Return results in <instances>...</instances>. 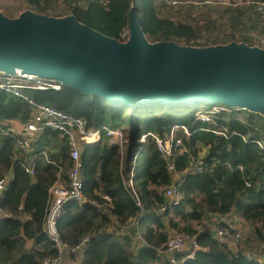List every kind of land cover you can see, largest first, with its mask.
Segmentation results:
<instances>
[{
    "label": "trees",
    "instance_id": "obj_1",
    "mask_svg": "<svg viewBox=\"0 0 264 264\" xmlns=\"http://www.w3.org/2000/svg\"><path fill=\"white\" fill-rule=\"evenodd\" d=\"M25 2L28 12L58 18L54 11L57 0ZM68 7L65 17H74L78 23L117 41L134 16L150 44L169 42L193 50L225 46L217 43L216 38L210 39L217 31L215 20L203 23L197 19L176 20L174 8L157 0H107L106 6L94 0L85 6ZM237 13L233 12L228 18L242 16L241 11ZM4 17L16 20L6 14ZM249 24L252 30L264 34V27L254 18ZM202 39L212 44L200 43ZM228 43L232 42L225 44ZM28 94L37 104L83 118L89 130L107 127L122 136L129 132L131 139L129 143L123 137L122 150L104 132L98 142L83 147L86 201L82 205L67 201L57 227L61 239L69 245H77L84 237H88L89 242L82 257L68 255L65 260L71 264H160L158 251L164 249L172 236L182 235L199 245L194 258L187 259L191 247L179 255L180 260L185 258L183 264H260L245 251L234 255L220 245L212 236L208 217L236 215L253 228L257 241L264 244V149L256 143H264V130H255L252 122L244 124L241 116L233 111H222L210 123L198 119L200 112L214 107L231 110L223 104L132 110L115 107L99 96L66 86L60 91L35 90ZM33 111L28 102L0 91V119L27 123ZM176 126L185 127L190 134L187 138L182 130L176 132L184 142V151L175 159L183 196L178 206L168 205L160 191L170 184L171 175L154 140L147 137L145 143L141 142L149 133L164 138ZM125 145H129L130 154H125ZM204 149L207 154L203 172H186L190 157ZM69 153L67 139L51 128L35 135L31 153L17 149L15 137L0 134V178L10 176L0 194V264H42L57 255L44 224L51 203V188L57 182L67 185L71 167ZM30 165L34 176L25 171ZM130 179H133L141 206L127 187ZM164 206L166 210L159 215L158 211ZM135 218L139 220L144 243L133 239L134 230L130 234H119L120 228L128 226Z\"/></svg>",
    "mask_w": 264,
    "mask_h": 264
},
{
    "label": "water",
    "instance_id": "obj_2",
    "mask_svg": "<svg viewBox=\"0 0 264 264\" xmlns=\"http://www.w3.org/2000/svg\"><path fill=\"white\" fill-rule=\"evenodd\" d=\"M127 43L78 23L0 14V73L55 80L128 109L223 104L264 114V50L244 43L193 50L150 44L132 17Z\"/></svg>",
    "mask_w": 264,
    "mask_h": 264
},
{
    "label": "built area",
    "instance_id": "obj_3",
    "mask_svg": "<svg viewBox=\"0 0 264 264\" xmlns=\"http://www.w3.org/2000/svg\"><path fill=\"white\" fill-rule=\"evenodd\" d=\"M90 1L94 0H57V7H65L66 4L74 6L79 4L85 6ZM102 5H107V0H98ZM160 4H165L171 8H179V6L184 3L179 0H157ZM216 6H229L227 0H216L212 3H208ZM251 10L254 16V19L260 27H264V0H259L251 3ZM69 6V5H68ZM234 7L239 6L233 5ZM57 11V10H56ZM56 17L63 18L64 14L61 12H55ZM131 31L130 27L124 28L120 34L118 42L127 43L130 39ZM254 38L255 48L264 50V34L254 31L251 34ZM242 44L244 42L238 43ZM246 44V43H244ZM247 45V44H246ZM249 46V45H248ZM64 85L55 80L42 78L35 75L21 74L16 72L12 73H0V91L6 92L16 98H19L23 101L28 102L34 109L33 114L29 122L24 123L22 129H16L13 127L4 126L0 122V134L10 135L16 138V147L17 149L24 151L25 153H31L33 151V141L35 135L43 131L46 128H51L57 130L61 133V136L67 139L70 146V161L71 167L67 174V185H63L60 182H57L50 190L51 203L48 208V212L45 219L44 231L50 240L54 243V248L57 251V255L52 258H47L43 261L42 264H63L65 258L68 255H75L82 257L85 253L89 239L84 237L80 243L77 245H69L64 242L59 234L57 221L62 213L63 206L67 201H76L80 205L85 203V197L83 194L84 190V180H83V163L81 160V151L85 145H90L98 142L101 139L102 133H106L107 136L114 139V141L121 146L123 150V136L118 131H111L107 127H103L98 130H89L87 127V122L83 118L75 117L69 114H66L62 111H59L51 106L44 104H37L28 94V91H46V90H55L60 91ZM227 110L220 107H214L210 111H202L198 115V119L204 123H210L213 121L214 117L220 114L222 111L237 112L240 114H248L252 111L239 109V108H230ZM241 120L244 124H248L244 120ZM255 130H258L253 125H251ZM182 130L187 138L190 137L189 132L183 126L173 127L171 132L166 137H160L149 133L144 135L141 139L142 143H145L147 137H151L154 140V143L157 147V151L161 155L162 159L166 162V169L171 175L170 184L160 188L161 193L166 199L168 205L178 206L183 200V196L179 189V183L181 181V174L176 171L175 159L179 152H183V139L177 136V131ZM219 135L225 136L223 132H219ZM244 141L247 138L243 137ZM258 145L264 149V143L256 141ZM207 151L197 153L192 155L189 160L188 168L186 172L188 173H202L204 170V159L206 157ZM45 155V154H44ZM46 157V156H45ZM139 157V153L135 154L133 165L135 168L136 161ZM34 161L33 159L30 160ZM134 168L131 177L134 176ZM242 170V167H239ZM25 171L30 176H34V168L32 165L25 167ZM10 179V176L5 175L0 178V194L5 190L6 185ZM247 186H250L247 184ZM127 187L131 189L134 197L136 198L137 205L141 206L140 201L138 200V195L134 189L133 179H130ZM105 200L110 201L108 197H104ZM166 210V206L162 207L159 211V215H163ZM210 217L208 220V225L212 229L213 238L222 246L227 247L234 255H238L240 252L246 253L250 259H254L260 264H264V244L262 243L259 247L260 250L258 253L248 252L249 248L254 245L253 238L255 236L253 228L250 226L249 229H246L245 225L239 226L233 221L225 220L218 221L216 218ZM113 219V218H112ZM244 222V221H243ZM118 227L115 222V227ZM131 226L134 230L133 239L136 241L145 242L142 231L139 226V220L133 219L128 226L120 228L119 234H126L123 232L127 227ZM115 229V228H114ZM256 237V236H255ZM192 248L189 252L187 259H192L195 256V252L199 249V245L195 240H191L182 235L172 236L163 250L158 251V256L161 258L162 263L160 264H183L184 259L180 260L179 255L188 251V248Z\"/></svg>",
    "mask_w": 264,
    "mask_h": 264
},
{
    "label": "rangeland",
    "instance_id": "obj_4",
    "mask_svg": "<svg viewBox=\"0 0 264 264\" xmlns=\"http://www.w3.org/2000/svg\"><path fill=\"white\" fill-rule=\"evenodd\" d=\"M179 1L184 4L173 10L176 20H180L181 16L185 17L186 19H189L190 17L193 19V16H195L194 20L197 19L200 23H203L204 21L215 20L217 31L211 35V40L216 38L219 40L217 43L222 45H227L225 44L226 42L234 41L241 43L247 40V45L250 47H255L254 38L251 36L253 30L249 24V21L251 18H254L251 10V3L259 0H227L229 2V6H216L208 4L216 0ZM237 4L239 6H233ZM68 5L71 6L70 4H66L65 7L60 9L56 4L54 11L61 12L62 14L66 15L68 14ZM27 10L28 5L26 4L25 0H0V14L2 15L6 14L11 18L18 19L21 15L26 13ZM239 11H241L242 16H237V18L232 22L233 18L231 17V19H229V15H232L233 12L239 13ZM51 15H54V13ZM205 41L206 39H202L200 40V43H204ZM206 44H212V42L209 41L207 43L206 41ZM240 116L242 119L245 118L246 122H252L254 126L258 128V130H264V114L262 112L253 111L248 114H240ZM123 137L125 141L130 143L131 139L129 137V132H126ZM128 147L129 145H125L126 155L131 153V150H129Z\"/></svg>",
    "mask_w": 264,
    "mask_h": 264
},
{
    "label": "crops",
    "instance_id": "obj_5",
    "mask_svg": "<svg viewBox=\"0 0 264 264\" xmlns=\"http://www.w3.org/2000/svg\"><path fill=\"white\" fill-rule=\"evenodd\" d=\"M194 18L195 16H193V19L192 17H190L189 19H186L185 17H182L180 18V21L182 22H190V21H194ZM209 19V18H207ZM234 18L232 19V22H233ZM0 122L1 124H3L4 126H8V127H13V128H16V129H22L24 123H22L20 120L18 119H15V120H3V119H0ZM211 216H209L208 218H210ZM214 218H216L218 221H225V220H230V221H233L235 222L236 224H238L239 226L241 225H245L246 229H249L250 228V225L248 223H245L243 222L241 219H239L236 215H231L229 217H225V218H222L218 215H215V216H212ZM213 218V219H214ZM209 226V225H208ZM210 228V227H209ZM133 228L131 226L127 227L123 232H125L126 234H130L133 230ZM211 229V228H210ZM212 230V229H211ZM253 241H254V245H252L248 252L250 253H258L259 250H260V246H261V243H259V241H257V237L254 236L253 238ZM63 264H71L70 262H68V260H64Z\"/></svg>",
    "mask_w": 264,
    "mask_h": 264
},
{
    "label": "bare ground",
    "instance_id": "obj_6",
    "mask_svg": "<svg viewBox=\"0 0 264 264\" xmlns=\"http://www.w3.org/2000/svg\"><path fill=\"white\" fill-rule=\"evenodd\" d=\"M16 72H13L12 74H15ZM28 75H31V74H28Z\"/></svg>",
    "mask_w": 264,
    "mask_h": 264
}]
</instances>
